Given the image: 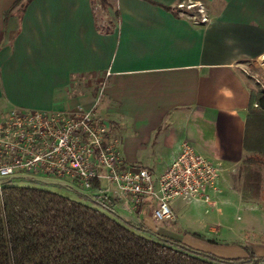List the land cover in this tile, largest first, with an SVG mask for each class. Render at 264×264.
Segmentation results:
<instances>
[{"label":"crops","instance_id":"0c3cea01","mask_svg":"<svg viewBox=\"0 0 264 264\" xmlns=\"http://www.w3.org/2000/svg\"><path fill=\"white\" fill-rule=\"evenodd\" d=\"M14 1L0 0V114L96 103L125 164L158 175L187 141L221 167L218 212L251 203L227 173L247 154L255 83L242 67L264 61V0H22L6 15ZM188 1L207 21L177 12ZM108 207L135 225L151 217Z\"/></svg>","mask_w":264,"mask_h":264},{"label":"built area","instance_id":"2783aa9c","mask_svg":"<svg viewBox=\"0 0 264 264\" xmlns=\"http://www.w3.org/2000/svg\"><path fill=\"white\" fill-rule=\"evenodd\" d=\"M182 6L177 4L180 13H187L194 23L207 21L201 3L189 2L188 10ZM108 130L95 104L62 109L11 107L0 114V191L7 179L25 173L35 179L75 182L102 207L118 202L126 211L136 212L149 205L155 221L175 217L172 203L176 199L216 208L222 191L221 167L190 143L184 141L175 158L154 175L144 166L125 164Z\"/></svg>","mask_w":264,"mask_h":264},{"label":"trees","instance_id":"16d2710c","mask_svg":"<svg viewBox=\"0 0 264 264\" xmlns=\"http://www.w3.org/2000/svg\"><path fill=\"white\" fill-rule=\"evenodd\" d=\"M18 4L25 7L16 0L6 15ZM243 148L247 154L237 169L243 177L241 196L264 199V91L259 89L251 90ZM138 229L147 230L34 185L8 179L0 191V264H264V255L252 249L246 256H218L170 235L149 230L151 238Z\"/></svg>","mask_w":264,"mask_h":264},{"label":"rangeland","instance_id":"374dc122","mask_svg":"<svg viewBox=\"0 0 264 264\" xmlns=\"http://www.w3.org/2000/svg\"><path fill=\"white\" fill-rule=\"evenodd\" d=\"M180 3H183L182 8L184 10H188L186 5L189 1ZM175 8L179 12L180 8L177 5ZM181 14L185 16L184 13ZM244 68L251 75L255 83L254 89L264 91V61L258 62L253 67L244 66ZM72 85V89L69 92L70 95L77 91V87L79 86L76 80L73 81ZM87 89L85 87L81 90ZM94 104L97 110L96 103ZM227 176L230 177L229 179L233 188L237 189L241 187L243 177L238 175L237 169L234 172L227 173ZM63 181V178L57 177H40L35 179L33 176L25 173H19L10 179L12 184L34 185L39 188L58 192L96 207L112 217L121 219L119 215L87 199V191L80 189L75 182L64 181L69 183V186L66 187ZM249 202L251 203L248 205L235 204L229 208H221L222 211L218 212V208H207L202 202L176 199L173 201V206H175L176 211L175 218L167 221H155L151 217H149L148 221L145 218L143 221L137 220L136 223H142L141 225L146 227L147 230L138 229L136 231L151 238H155L154 234L150 232L151 230L167 234L180 239L184 244L192 248L210 252L218 256H246L248 249L259 253L252 243H264V199H250ZM114 204L115 207H118V213L120 214L121 212L124 215L123 210L119 208L120 204L118 202H114ZM145 213L146 211H143L144 216ZM237 216L239 217L237 218ZM210 226L214 229L219 228L222 231L216 233L208 232ZM191 231L201 232L204 237L201 238L192 235Z\"/></svg>","mask_w":264,"mask_h":264}]
</instances>
